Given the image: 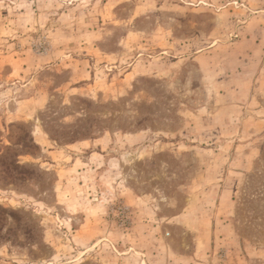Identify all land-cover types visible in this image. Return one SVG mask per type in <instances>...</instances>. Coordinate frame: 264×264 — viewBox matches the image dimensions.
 <instances>
[{"label": "rangeland", "instance_id": "1", "mask_svg": "<svg viewBox=\"0 0 264 264\" xmlns=\"http://www.w3.org/2000/svg\"><path fill=\"white\" fill-rule=\"evenodd\" d=\"M24 138L0 264H264V0H0Z\"/></svg>", "mask_w": 264, "mask_h": 264}, {"label": "trees", "instance_id": "2", "mask_svg": "<svg viewBox=\"0 0 264 264\" xmlns=\"http://www.w3.org/2000/svg\"><path fill=\"white\" fill-rule=\"evenodd\" d=\"M23 142L20 152L11 153V148L7 147L6 152L0 156L2 172L0 173V179L3 180L7 184H15L17 185L20 183H25L30 181L31 171L23 166L20 165L17 157L21 154H27L32 149L36 148L37 145L34 144L33 139L31 141L26 140V138L21 140ZM6 214L15 215V212L7 211L4 208L0 207V222L2 220H7ZM14 217V216H13ZM1 230H0V238L1 237Z\"/></svg>", "mask_w": 264, "mask_h": 264}]
</instances>
